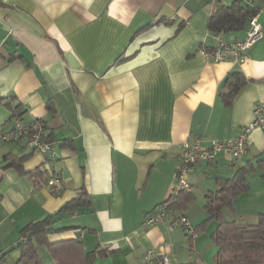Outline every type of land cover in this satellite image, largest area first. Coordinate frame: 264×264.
<instances>
[{
  "label": "crops",
  "instance_id": "crops-1",
  "mask_svg": "<svg viewBox=\"0 0 264 264\" xmlns=\"http://www.w3.org/2000/svg\"><path fill=\"white\" fill-rule=\"evenodd\" d=\"M207 2L0 0V96L11 100H0V129L19 120L13 107L20 105V120L45 121L55 150L0 142V252L17 261L26 224L86 193L87 201L55 214L50 241L81 240L96 253L92 264H148V249L168 251L175 264H212L205 248L215 254V242L203 245L202 232L171 231L172 212L165 222L145 224L170 196L184 141L236 136L264 102V0L251 3L263 36L242 63L206 55L215 43ZM249 27L248 19L241 30L222 34L242 39ZM235 71L248 81L226 104L220 90ZM11 156L23 158L21 168L8 165ZM242 166L249 169V188L223 212L255 223L264 212V128L249 133L240 157L223 151L197 161L190 191L204 204L218 179ZM40 170L63 176L64 189L36 186ZM183 211L193 225L207 217L205 207L194 215L192 200ZM39 251L46 263L53 261L46 246Z\"/></svg>",
  "mask_w": 264,
  "mask_h": 264
},
{
  "label": "trees",
  "instance_id": "trees-1",
  "mask_svg": "<svg viewBox=\"0 0 264 264\" xmlns=\"http://www.w3.org/2000/svg\"><path fill=\"white\" fill-rule=\"evenodd\" d=\"M254 15H256V9L251 4H243L241 0H234L230 4L219 2L210 16L209 27L213 32L220 33L241 30L248 19ZM247 81L248 78L240 71L230 72L227 75L224 88L220 90L226 104L231 103L236 93ZM4 98L0 96V100ZM6 100L8 103L11 101L9 98ZM49 107L52 112L55 111L53 105ZM13 109L14 115L21 119L20 105H15ZM39 120L44 121L43 119ZM47 138L53 141L50 134H47ZM22 159V157L11 156L8 165L21 168ZM248 170L247 166H242L232 177L219 178L217 189L210 190L205 194L204 207L207 217L196 225L192 224L197 234L205 230L210 220L217 221L216 229L212 234V240L217 246L214 255L216 264H264V212L259 214L255 223L229 220L223 212L225 207H233L236 196L249 188ZM47 174L41 170L36 172L35 185H44ZM84 196L86 193L69 201L62 210L55 214L84 203L87 201ZM193 198L194 194L191 191H183L177 197L167 199V210L178 214ZM163 203L165 201L161 204ZM55 214L26 224L21 229V240L18 242L21 248L20 258L14 262L11 260L9 252H0V264H92L96 253L87 251L81 240L72 238L57 242L50 241L48 237L52 231L50 223L56 216ZM41 246L48 248L53 258L51 263H46L40 255L39 248ZM181 264H196V262L190 261Z\"/></svg>",
  "mask_w": 264,
  "mask_h": 264
},
{
  "label": "built area",
  "instance_id": "built-area-1",
  "mask_svg": "<svg viewBox=\"0 0 264 264\" xmlns=\"http://www.w3.org/2000/svg\"><path fill=\"white\" fill-rule=\"evenodd\" d=\"M243 3L251 4L253 0H241ZM221 0H208V6L215 9ZM250 27L242 39L229 41L222 33L213 32L214 45L206 51V55L215 61L229 59L233 62L242 63L246 61V51L263 36V26L257 15L250 17ZM256 128H264V102H259L254 108V118L247 125L243 126L240 132L233 137L219 138L208 137L204 143L200 138L184 141L179 156L180 161L176 169V178L172 185L168 198H175L183 191L192 189L189 175L194 165L199 160H211L218 153L227 151L233 157H240L248 150V135ZM24 141L26 145L42 152L55 155L54 142L47 138V125L42 120H35L31 123L18 120L9 129H0V142ZM45 185L54 193H60L66 181L63 176L55 173H48ZM167 200L150 211L145 218L146 225H155L165 222L168 219ZM168 228L171 231L181 228L187 235L195 236V230L185 212H179L171 217ZM148 264H175L168 251L148 249L144 253Z\"/></svg>",
  "mask_w": 264,
  "mask_h": 264
},
{
  "label": "rangeland",
  "instance_id": "rangeland-1",
  "mask_svg": "<svg viewBox=\"0 0 264 264\" xmlns=\"http://www.w3.org/2000/svg\"><path fill=\"white\" fill-rule=\"evenodd\" d=\"M200 198H201V200H202V197L201 196H195L193 199H192V210H193V212L195 213L194 215H196L197 216V218H198V213L200 212V211H202L203 210V207H204V204H203V202L200 200ZM201 213H203V211L201 212ZM200 214V213H199ZM216 225H217V221L215 220V219H212V220H210V222L208 223V225L206 226V228H205V230L204 231H202V234H203V236H204V239L201 241V243H203V245H205L206 244V240L207 239H210V241H213V240H211L212 239V237H211V232L216 228ZM211 237V238H210ZM209 241V243H211ZM213 243V242H212ZM210 249V246H208V247H206L205 248V250L207 251L206 252V260L208 261V262H211L212 264H216V261H215V259H214V248L211 250V252L210 251H208ZM193 256H195V254H193Z\"/></svg>",
  "mask_w": 264,
  "mask_h": 264
}]
</instances>
